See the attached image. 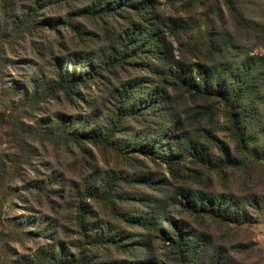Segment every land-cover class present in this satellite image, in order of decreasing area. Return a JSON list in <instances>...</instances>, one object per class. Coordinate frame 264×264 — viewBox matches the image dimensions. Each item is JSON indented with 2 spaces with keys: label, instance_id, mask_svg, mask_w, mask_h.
<instances>
[{
  "label": "rangeland",
  "instance_id": "obj_1",
  "mask_svg": "<svg viewBox=\"0 0 264 264\" xmlns=\"http://www.w3.org/2000/svg\"><path fill=\"white\" fill-rule=\"evenodd\" d=\"M45 1L40 17L53 20V26L34 31L14 50L7 48L5 55L0 54L18 59L13 67L5 66L0 59V264H51L40 260L42 249L50 247H63L75 257L80 250L88 260L96 258V264L131 259L129 252L111 243L110 238L116 235L124 240L138 235L149 238L150 246L145 250L148 260L153 259L154 264H176L161 236L164 230L172 237L174 226L170 219L184 224V232H202L211 245H224L236 264H264V159L257 162L238 151L228 130L225 109L217 100L196 99L170 85L167 88L168 114L208 149L213 163L222 158L221 148L226 145L244 166L218 169L199 165L187 153L181 155L171 175L160 158L137 150L140 142L135 143L134 135H147L148 127L157 126L147 122L150 116L120 117L112 144L108 145L67 143L61 134L53 132L59 115L67 117L70 129L78 132L84 125H88V131L116 121L114 112L122 86L149 74L128 65L116 66L110 73L98 69L85 76L86 86H78L71 98L60 94L33 99L30 79L49 73L54 58L71 63L69 59L80 54L90 57L86 64L95 68L99 51L108 52L120 34L130 31L134 19L133 13L124 9L109 18L81 13L70 20L68 11L92 7L98 0ZM16 2L18 10L28 5L27 0ZM239 5L246 20L234 21L224 0H154L151 13L159 16L164 39L176 59L205 64L216 61L233 64L237 69L245 57L257 58L254 69L262 77L260 93L264 95V0H239ZM167 19L176 20L177 24ZM209 30L217 38L227 35L230 50L224 58L213 56L208 48ZM146 62L144 59L143 64ZM68 67L80 68L72 64ZM83 72L89 69L85 67ZM149 79L152 81V75L146 82ZM14 83L19 87L26 84L28 95L22 90L13 92ZM260 106L264 115L263 101ZM90 119L96 121L91 127ZM148 134L154 138V132ZM259 145L263 150L264 140ZM134 175L159 182L146 188L124 180ZM109 183H113L112 194H104ZM175 186L190 187L209 197L224 193L240 202L237 212L246 216L236 224L191 215L171 197ZM159 199L166 200L167 216L157 221L160 230L157 226L142 230L133 227L129 220L122 221L121 215L151 212ZM42 217L48 226H40ZM85 223L88 225L83 227ZM86 228L91 233L110 235L109 242L90 243ZM33 231L38 235H30ZM102 256L105 260H98Z\"/></svg>",
  "mask_w": 264,
  "mask_h": 264
},
{
  "label": "trees",
  "instance_id": "obj_2",
  "mask_svg": "<svg viewBox=\"0 0 264 264\" xmlns=\"http://www.w3.org/2000/svg\"><path fill=\"white\" fill-rule=\"evenodd\" d=\"M153 1L98 0L97 5L93 3L92 7L77 9L79 11H68L67 18L72 20L76 14L81 13H95L101 17L109 18L116 16L124 9H129L133 13L134 19L129 25L130 31L120 34L115 45L108 48V52L99 51L95 68L93 65H89L90 63L86 64L88 60L90 61V57H82L80 54H75L72 59H69L71 63L54 58L55 63L49 73L46 75L41 73V78L34 76L33 79H30V92L33 99H36L38 95L53 96L60 94L66 98H71L78 86H86L88 79L85 76H89L90 73L98 69H105L107 73H110L116 66L128 65L146 71L149 76L137 77L134 81L122 86L117 99L118 105L114 112L116 121L105 123L100 129H92L91 126L96 121L90 119L91 128L87 131L88 125H84L81 127V132H78L70 129L71 122L67 120V117L59 115L53 132L61 134L67 143L81 144L87 142L94 145H108L112 144L111 139L115 135L120 117L123 115L134 116L136 119V117L150 116L151 120L147 122H153L152 124H157V126L148 127L145 132H154V138L148 133L147 135L146 133L139 136L134 135L135 143L140 142L137 150L146 156L160 158L168 166L171 175L176 171L177 162L181 159V155L187 153L192 155L194 161L199 165H213L218 169L244 166L243 161L230 154L226 145H222L221 148L222 158L218 159V163H213L215 161L210 157L208 149L192 138L183 129V126L168 114L167 88L170 85L174 90H182L193 98L214 99L221 103L228 119L231 139L238 151L241 154L250 155L257 162L263 160L264 149L261 150L259 142L264 140V115L260 106V101L264 102V95L260 93L262 77L254 69L257 58L245 57L242 66L237 69L234 68L233 64L225 65L216 61L205 64L200 62L187 63L184 60L176 59L164 39L158 20L159 16L151 13ZM224 2L234 21L246 20L242 14L239 0H224ZM27 3L28 5L24 9L18 10L16 0H0V54L5 55L7 48L14 50L20 42L25 40L26 36H32L34 31L43 29L45 26H53V20L40 17L42 16L40 12L45 8L47 1L27 0ZM59 21L61 20L57 19V22ZM167 21L176 23V20L167 19ZM69 25L73 26L71 23ZM208 32L207 46L212 55L224 58L230 50L227 35H220L217 38L214 32L211 30ZM0 59H3L5 66L12 67L18 61L13 57L5 56H0ZM144 59L147 61L145 64H143ZM78 60L83 61L79 62ZM150 60H158V63H152ZM69 64L75 65L77 68L80 66V68L78 70L73 67L70 68L68 67ZM85 67L89 69V72H83ZM151 75L152 81L149 79L150 81L146 82ZM141 89L148 92H141ZM11 90L13 92L22 90L25 95L29 93L26 84L19 87L14 83ZM136 95H138L137 100H134ZM171 152H174L175 155ZM166 153L169 154L166 155ZM124 180L129 184H142L146 188H153L159 182L153 181V178L140 175H134L130 179L124 178ZM163 181L165 182L164 179ZM11 190L13 191V189ZM112 190L113 183H109L104 188V194H112ZM171 197L177 200L189 214L207 216L222 223L240 224L241 218L246 216L237 212L241 208L240 202L224 193H217L209 197L206 193L190 187L175 186ZM179 197L180 199H178ZM154 203L151 212H134L131 217L127 216L128 218L121 215L122 221L129 220L133 227L142 230L149 229L150 226L159 228L157 221L165 220L161 218L162 216L167 218L165 214L166 200L159 199ZM170 221L174 226L172 237L164 230H162L161 236L162 240L172 250L173 261L176 264H236L233 259L228 257L224 245H211L209 237L204 233L192 230L184 232V224L179 223V225L173 219ZM42 225L43 227L48 226L43 217L40 226ZM85 225L87 226L88 223H85L83 227ZM86 232H88L87 236L90 243L109 242L107 236L110 235L91 233L88 228H86ZM194 232L198 234H194ZM30 235H38V232L33 231ZM121 237L116 235L109 238L111 243L118 248L129 252L132 258L111 264H154V260H148V255L145 253V250L150 246L147 240L149 238L138 235L124 240ZM42 250L40 253L43 258L40 256L41 259H39H45L51 264H96V258L93 257L88 260L87 255H82L80 250L76 257L67 254L63 247L56 249L50 247L49 250ZM100 259L105 260L103 256L98 258V260Z\"/></svg>",
  "mask_w": 264,
  "mask_h": 264
}]
</instances>
